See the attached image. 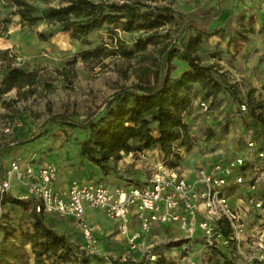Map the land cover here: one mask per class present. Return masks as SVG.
Instances as JSON below:
<instances>
[{"label": "rangeland", "instance_id": "374dc122", "mask_svg": "<svg viewBox=\"0 0 264 264\" xmlns=\"http://www.w3.org/2000/svg\"><path fill=\"white\" fill-rule=\"evenodd\" d=\"M21 1L38 9L65 3V0ZM133 1L150 7H167L175 21L154 32L117 28L110 33L101 28L77 38L52 21L39 19L32 25H21L18 10L27 7L17 6L14 0H0V182L12 161L39 166L52 164L56 172L55 161H67L72 167H85L94 176L97 172V180L110 183L113 188L125 187L142 183L160 160L169 167L186 164L198 169L202 168L197 167L201 158L211 162L243 157L249 140L259 142V147L264 148V140L245 110L248 102L261 105L264 110V0ZM202 10L208 11V18L201 17ZM190 17L195 19L193 24L177 26L182 19ZM214 28L216 32L210 34L209 30ZM149 34L154 35L155 43L135 51L137 39ZM164 44L174 50L169 63L171 75L179 72L180 55L189 50L198 64L210 68L218 88L192 86L191 103L184 113V121L190 119L186 123L190 140L188 146H177L176 156L165 157L157 148L121 152L120 158L110 163L112 170L103 175L79 154V144L88 135V129L81 125L95 118L121 86L151 79ZM92 49H98V54L85 56ZM123 50L128 54H123ZM6 61L19 70L33 72L34 82L2 92V65ZM201 101L206 102V109L199 105ZM15 122L20 126L12 134H3L4 128ZM129 158L131 163H125ZM257 187L249 196L252 202L264 201V189ZM18 189L11 181L3 194L27 201L24 204L9 202L7 197L2 200L0 194V250L7 252L2 264H175L174 260L180 262L183 257L185 262L190 261L188 264H195V258L199 264H214L230 253L201 249L195 244L194 236L174 240L158 234L144 245L136 243L132 248L128 236L120 233L103 212L105 220L94 226L96 241L87 247L72 220L40 212L43 223L64 236L70 250L63 257L58 256L62 249L51 256L37 255L40 248L32 246L29 233L31 209L38 200L23 198L26 191L21 196ZM247 249L255 252L254 248ZM240 264L264 262L251 260Z\"/></svg>", "mask_w": 264, "mask_h": 264}, {"label": "trees", "instance_id": "16d2710c", "mask_svg": "<svg viewBox=\"0 0 264 264\" xmlns=\"http://www.w3.org/2000/svg\"><path fill=\"white\" fill-rule=\"evenodd\" d=\"M14 1L19 7H27L18 10L21 25H32L39 19L52 21L63 25V29L69 30L71 36L77 38L101 28L108 29L110 33L117 28L123 31L154 32L167 22L175 21L173 14L168 11L169 8L150 7L133 0H65L62 5L43 9L27 6L28 4L21 0ZM33 11L38 14H32ZM207 13V10H202L201 17L208 18ZM194 20V17L182 19L177 26L180 27L184 23L193 24ZM209 31L214 34L216 29ZM154 43L153 34L138 38L134 43L135 51H142L146 45ZM173 51L164 44L151 71V79L131 86H121L111 95L95 118H90L81 125L88 129V135L79 144V154L94 164L103 175L112 170L110 163L118 160L121 152L157 148L165 157H169L177 155V146H188L190 135L184 121V113L191 103L192 86L200 84L206 88L217 89L219 84L211 76L210 68L198 64L196 57L189 50L180 55L179 72L171 75L169 63ZM122 53L128 54L124 50ZM97 54L98 49L85 52V56ZM2 66V92L34 82L33 72L19 70L11 66L9 61ZM245 106L264 140V110L261 105H253L252 102ZM258 149L262 151L264 148L260 146ZM4 197L17 204L27 202L2 194V200ZM39 213L33 206L29 238L33 247L38 245L40 248L36 254L51 256L54 251L62 249L58 256L63 257L70 250L68 242L64 236L47 227ZM6 253L3 249L0 250V264ZM214 264L235 262L226 254Z\"/></svg>", "mask_w": 264, "mask_h": 264}, {"label": "built area", "instance_id": "2783aa9c", "mask_svg": "<svg viewBox=\"0 0 264 264\" xmlns=\"http://www.w3.org/2000/svg\"><path fill=\"white\" fill-rule=\"evenodd\" d=\"M203 109L207 104L201 101ZM244 107V105H242ZM20 123H12L3 130V134H12ZM253 147V143H248ZM257 152V150H255ZM258 157L264 152L258 151ZM245 159L235 157L226 162H215L210 169L198 168L192 179H186L174 167L164 160L156 162L147 180L127 188L111 189L102 181H70L66 197L54 189L57 172L52 164L23 167L12 161L0 182V194L6 192L12 179L20 180L26 188L23 198L38 200L37 212L54 213L72 220L85 241L87 247L95 243L94 226L85 219L86 208H100L107 217L114 220L118 231L128 232V218L133 213L142 230L151 223H176L186 237L194 236L198 230L204 247L212 250L228 249V255L237 261L257 260L264 262V218L247 231L239 208H233L225 195L224 187L229 183L246 184L254 191L259 174V165H253L255 174L249 175L243 168ZM250 176V177H247ZM254 208L264 207L262 199H256ZM138 233L128 235L133 248ZM247 247L256 252H247Z\"/></svg>", "mask_w": 264, "mask_h": 264}, {"label": "crops", "instance_id": "0c3cea01", "mask_svg": "<svg viewBox=\"0 0 264 264\" xmlns=\"http://www.w3.org/2000/svg\"><path fill=\"white\" fill-rule=\"evenodd\" d=\"M193 102H195V99L193 98ZM2 110V109H1ZM185 122L188 124L190 122L189 117H187L185 119ZM252 142L253 143V147H249L248 143ZM259 142L256 141V143L252 140L247 141V146L245 147L244 150V156L243 158L245 159L244 164H243V168L246 170V172L249 175H253L255 174L257 176V174H259L256 185L258 186L257 189H264V157H258L257 156V152L260 151L259 148ZM258 145V146H257ZM257 150V152L255 151ZM156 150H145V152H154ZM261 152H264V149H262ZM235 158V157H233ZM233 158H224L225 160H215L212 161L214 159L211 160V162H206L203 158L200 159L199 161V165H197V167H202L206 170L210 169L211 165L217 161H229L232 160ZM131 161V158L126 159L125 163H131L128 162ZM67 161L64 162H59V161H55L56 167H57V176H56V180L54 182V189L63 197H66V192H67V188L68 185L70 183V181L72 179H78L80 181H95L97 180L96 177L99 176V174L96 172L97 176H94L91 174V172L89 170H87L85 167H72L71 164H67ZM24 161L21 162V167L24 166ZM253 165H259L260 166V170L261 173H254L253 171ZM34 167L39 166L36 163H33ZM179 174H181L183 177H185L186 179H192L194 176V169L196 170L197 168L195 166H188V165H179L174 167ZM151 172V171H150ZM247 177H250L247 175ZM232 178H229V183L224 187V192L225 195L228 198V202L231 205V207L233 208H239L241 213H242V217L245 221V227L246 230H248L249 228L251 229L252 224L254 222H256L255 224L257 225L259 223V219L264 218V207L262 208H254V201L252 202V199L249 198L250 195L253 194L252 191H250L247 188V185L244 184H233L231 181ZM147 180L144 179L143 182H145ZM13 184H16L18 186V190L17 193H19L18 195H23L26 191V188L24 185H21L15 178L12 180ZM142 182V183H143ZM110 184V183H109ZM107 184L111 189H115V188H127L130 185H133L132 183H130L129 185L125 186V187H115L113 188V186H111V184L109 185ZM141 184V183H138ZM15 190V189H14ZM240 192V193H239ZM240 195V196H238ZM20 197V196H19ZM102 212L104 213V211L100 208H86L85 210V219L86 221L93 225V226H97L100 222L104 221V217ZM47 214V213H45ZM49 215V214H48ZM106 215V214H105ZM49 219H52V215H49ZM108 219L112 222V224L115 225L114 220L110 219L108 217ZM254 220V221H253ZM249 222L251 223V225L249 224ZM253 227H255V225L253 224ZM137 232L138 233V237L136 239V243L138 244H142L144 245L145 243L148 242V240L150 239L151 236H155L158 234V236H164V237H169L171 239L177 240L181 237L187 238L185 237L184 231L182 229L179 228V226L176 223H166V224H157V223H151L149 228L147 230H142L139 222L136 218V216L131 213L129 218H128V232H127V236ZM194 238H195V244L198 245L201 249H204V246L201 242V236H200V232L197 230L194 234ZM264 238V237H262ZM222 252L226 251V253L229 251L228 249L225 250H220ZM248 252V250H247ZM256 252V250H255ZM228 255V254H227ZM184 259H186V257H183L180 259V262H178V260H174L176 261L175 264H188L187 262L190 263L189 258L186 260L187 262L184 261ZM233 260V259H232ZM241 262L244 263H249L250 261H245L242 260L240 262H235V264H240ZM195 264H199V260L198 258H195Z\"/></svg>", "mask_w": 264, "mask_h": 264}]
</instances>
